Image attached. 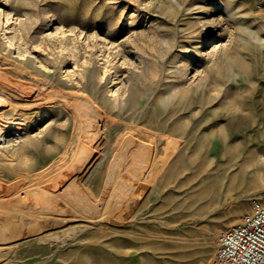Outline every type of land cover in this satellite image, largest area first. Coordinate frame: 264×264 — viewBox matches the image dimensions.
I'll list each match as a JSON object with an SVG mask.
<instances>
[{
  "label": "rangeland",
  "instance_id": "rangeland-1",
  "mask_svg": "<svg viewBox=\"0 0 264 264\" xmlns=\"http://www.w3.org/2000/svg\"><path fill=\"white\" fill-rule=\"evenodd\" d=\"M0 79V264H215L264 191V0H0Z\"/></svg>",
  "mask_w": 264,
  "mask_h": 264
},
{
  "label": "built area",
  "instance_id": "built-area-1",
  "mask_svg": "<svg viewBox=\"0 0 264 264\" xmlns=\"http://www.w3.org/2000/svg\"><path fill=\"white\" fill-rule=\"evenodd\" d=\"M215 264H264V191L216 238Z\"/></svg>",
  "mask_w": 264,
  "mask_h": 264
},
{
  "label": "bare ground",
  "instance_id": "bare-ground-1",
  "mask_svg": "<svg viewBox=\"0 0 264 264\" xmlns=\"http://www.w3.org/2000/svg\"><path fill=\"white\" fill-rule=\"evenodd\" d=\"M20 74H21V72H20ZM29 74V73H28ZM8 76V75H7ZM1 77H4V75L3 76H1ZM6 77V76H5ZM4 77V78H5ZM11 77V76H10ZM35 78V77H34ZM3 79V78H2ZM11 79H13V78H11ZM1 80V79H0ZM10 80V79H9ZM4 81V80H3ZM2 81V82H3ZM6 82V81H5ZM0 83H1V81H0ZM4 83V82H3ZM8 83V81L6 82V84ZM30 83V82H29ZM29 83H27V84H29ZM2 84V83H1ZM31 84V83H30ZM8 85V84H7ZM12 85V84H11ZM9 86V87H12V86H14V84L12 85V86ZM4 86V85H3ZM16 86V85H15ZM33 86V85H32ZM34 86H36L35 85V83H34ZM17 87V86H16ZM31 87V86H30ZM6 87H4L3 89H5ZM8 88V87H7ZM35 88V87H34ZM12 89H14V88H12ZM16 89V88H15ZM18 89V88H17ZM24 89V88H23ZM26 89V88H25ZM33 89V88H32ZM1 90V89H0ZM19 90H21V89H19ZM27 90V89H26ZM34 90V89H33ZM56 90V89H55ZM58 90V89H57ZM4 91V90H3ZM2 91V92H3ZM5 91H7V90H5ZM28 91V90H27ZM52 91H53V89H52ZM1 92V91H0ZM11 92V91H10ZM26 92V91H25ZM39 92V91H38ZM41 92V91H40ZM7 93V92H6ZM12 93V92H11ZM3 94V93H2ZM56 94V93H55ZM61 94V93H60ZM31 95V94H30ZM8 96H9V94H8ZM22 96V95H21ZM26 96H29V94L28 95H26ZM46 96H47V94H46ZM5 97H7V94H5ZM10 97V96H9ZM31 97V96H30ZM53 97H56V96H53ZM11 98V97H10ZM27 99V98H26ZM51 99V98H50ZM57 99H59V98H57ZM56 99V100H57ZM46 100V99H45ZM60 100V99H59ZM63 100V99H62ZM65 100V99H64ZM8 101V100H7ZM27 101V100H26ZM33 101V100H32ZM47 101H48V99H47ZM56 102V101H55ZM66 102V101H65ZM9 103V102H8ZM264 103V102H263ZM0 104H2V107H3V105L5 104V103H0ZM34 104V103H33ZM69 103H67V105H68ZM22 105V104H21ZM60 105V104H59ZM63 105V104H62ZM70 105V104H69ZM263 105V104H262ZM32 106V105H31ZM64 107V106H63ZM263 107V109L261 110V112H264V105L262 106ZM65 108H67L66 106H65ZM71 108V107H70ZM4 109V108H3ZM24 109V108H23ZM27 109V108H26ZM30 109V108H29ZM13 110H14V108H13ZM12 110V111H13ZM71 111V110H70ZM18 113V112H17ZM73 113H74V111H73ZM15 114V113H14ZM13 114V115H14ZM261 114V113H260ZM19 115V114H18ZM9 116V115H8ZM7 116V117H8ZM21 116V115H20ZM14 117V116H13ZM2 118H4V116L2 117V113H0V146H1V144H2V142H3V139L5 138V137H8V136H11V134H14L13 132H17V131H21V129H22V127H21V125L22 124H24V123H22L21 121H19V120H11V119H7V120H5L4 121V119H2ZM6 118V117H5ZM14 118H16V117H14ZM23 118V117H22ZM18 119V118H17ZM24 119V118H23ZM89 119V118H88ZM87 119V120H88ZM85 122V121H84ZM81 123V122H80ZM91 124V123H90ZM89 124V125H90ZM73 125H74V123H73ZM89 125H85V127L86 126H89ZM231 125L233 126V128H234V131L236 132V133H245L246 132V130H247V128L250 126V123L248 122V119H245V118H238V117H235V118H233L232 120H231ZM25 128V127H24ZM89 128V127H88ZM90 129V128H89ZM85 130H86V128H85ZM88 131V130H87ZM82 132H84V131H82ZM85 133H87V132H85ZM124 137V136H123ZM128 138V137H127ZM8 140V139H7ZM84 140H85V137H84ZM87 140V139H86ZM89 141V140H88ZM7 142V141H6ZM5 144V143H4ZM83 145V144H82ZM82 145L80 146V147H82ZM4 146V145H3ZM241 148H245V147H248L249 146V142L248 141H241V144L239 145ZM1 149V148H0ZM66 149V148H65ZM78 149H80L79 147H78ZM82 149H83V147H82ZM76 150V149H75ZM84 150V149H83ZM3 151V150H2ZM1 151V152H2ZM81 151V150H80ZM263 152H264V147H262V148H260V149H257V150H254V151H252V153H251V156H250V158H249V161H248V163L246 164V168H245V174H249V175H255V174H257L258 172H260V171H262V172H264V159H262L261 157L263 156L262 154H263ZM71 153H73V151L71 152ZM78 153V152H77ZM73 154H75V153H73ZM66 155V154H65ZM77 155V154H76ZM60 156H64V155H60ZM81 156V155H80ZM1 157V156H0ZM72 157V156H71ZM79 157V156H78ZM77 157V158H78ZM71 160V159H70ZM77 160V159H76ZM81 160V159H80ZM61 161H63V160H61ZM73 161V160H72ZM60 162V161H59ZM71 162V161H70ZM80 162V161H79ZM61 163V162H60ZM66 163V162H65ZM76 164V163H75ZM58 165H59V163H58ZM72 165V164H71ZM77 165V164H76ZM26 167V166H25ZM54 167H57V166H54ZM59 167V166H58ZM68 168V167H67ZM56 169V168H55ZM54 169V170H55ZM53 171V170H52ZM61 171V170H60ZM26 172V171H25ZM65 172V171H64ZM54 173H56V172H54ZM59 173V172H58ZM27 174V173H26ZM42 174H44V173H42ZM41 174V175H42ZM29 175V174H28ZM36 175V174H35ZM66 175V174H65ZM54 176V175H53ZM52 176V177H53ZM60 176V175H59ZM59 176H57V177H59ZM67 176V175H66ZM34 177V176H33ZM40 176L38 175V178H39ZM56 177V178H57ZM68 177V176H67ZM45 178H46V176H45ZM71 178V177H70ZM49 179V178H48ZM62 179V178H61ZM66 179V178H65ZM75 179V178H74ZM40 180H42V179H40ZM46 180V179H45ZM59 180V179H58ZM70 180H73L72 178L70 179ZM44 181V180H43ZM55 181V180H54ZM57 181V180H56ZM60 182H62V181H60ZM69 182V181H68ZM25 183V182H24ZM37 183V182H36ZM41 183H42V181H41ZM49 183V182H48ZM71 183V182H70ZM29 184V183H28ZM40 184V183H39ZM25 185V184H24ZM27 185V184H26ZM37 185V184H36ZM52 185H54L53 183H52ZM56 185H58V184H56ZM56 185H54L53 187H55ZM16 186V185H15ZM15 186H13V187H15ZM20 186V185H19ZM31 186H32V183H31ZM69 186V185H68ZM67 186V187H68ZM23 187V186H22ZM29 187V186H28ZM37 187H38V185H37ZM47 187V186H46ZM51 187V186H50ZM57 187V186H56ZM59 187H61V186H59ZM66 186H64L63 187V185H62V188H67ZM32 188V187H31ZM42 188V187H41ZM48 188V187H47ZM24 189V188H23ZM28 189V188H27ZM58 189V188H57ZM56 189V190H57ZM61 189V188H60ZM68 190H70L71 189V187H70V189L69 188H67ZM66 189V191H68ZM11 190V189H10ZM73 190H74V188H73ZM72 190V191H73ZM79 189H75L74 191H77V193L78 194H80V192L78 191ZM17 191V190H16ZM15 191V192H16ZM23 191V190H22ZM28 191V190H27ZM64 191H65V189H64ZM63 191V192H64ZM65 191V192H66ZM106 191V193H107V190H105ZM104 191V192H105ZM63 192H61L62 193V196H64V195H67V193L66 194H63ZM70 191H68V196L70 197L71 195H70V193L72 194V197L74 196L73 195V193L72 192H70ZM46 193V192H45ZM44 192H43V194H45ZM60 193V194H61ZM11 194H13V192L11 193ZM33 194H34V192H33ZM8 195V194H7ZM13 195H15L16 196V194H13ZM30 195V194H29ZM31 195H32V192H31ZM51 195V194H50ZM89 195L90 194H88V198H89ZM57 196V195H56ZM60 196V195H59ZM92 196V195H91ZM106 195H104V197H105ZM11 197H12V195H11ZM19 197V196H18ZM22 197H24V196H22ZM22 197L20 198L19 197V199L21 200L22 199ZM31 197V196H30ZM33 197V196H32ZM45 197V196H44ZM101 197H102V195H101ZM6 198H8V197H6ZM24 198H26V200H28V198H27V196L26 197H24ZM33 198H35V201L36 202H41V201H44V200H46V199H44V200H41L40 201V199H38L39 197H37L36 195H35V197H33ZM42 198V197H41ZM92 198V197H91ZM4 199V198H3ZM12 199V198H11ZM32 199V198H31ZM30 199V200H31ZM43 199V198H42ZM48 199H50V198H48ZM47 199V200H48ZM8 200V199H7ZM52 200V199H51ZM66 200V199H65ZM92 200V199H91ZM10 200H8V202H9ZM12 201V200H11ZM24 199H22V201H20V207H18V208H14L13 210H11V211H6V212H39L38 210H37V208H35V209H33V207L35 206V207H37L36 205H34L33 207H31V209H29V211H26V209H24ZM32 201V200H31ZM49 201V200H48ZM47 201V202H48ZM67 201V200H66ZM87 201V200H86ZM7 201H6V203H8ZM14 202V201H13ZM18 202V201H17ZM27 202H29V201H27ZM26 201H25V203H27ZM46 202V201H45ZM53 202V201H52ZM104 202V201H103ZM117 202H120V200H117ZM15 203V205H16V202H14ZM19 203V202H18ZM21 203H23L24 205H22ZM30 203V202H29ZM28 203V204H29ZM43 203V202H42ZM50 203H51V201H50ZM63 203H65V202H63ZM67 203V202H66ZM81 203H84V202H81ZM88 203V202H87ZM95 203V202H94ZM108 203V202H107ZM115 203H116V201H115ZM52 204V203H51ZM54 204V209H61V207L63 206H61V204H59V203H53ZM90 204V203H89ZM93 203H91V205H92ZM112 204V203H111ZM118 205H119V203H117ZM9 205V204H8ZM11 205V204H10ZM31 205H33V203H31ZM42 205V204H41ZM45 206H46V204H44ZM47 205H48V203H47ZM66 205V204H65ZM64 205V206H65ZM75 205V204H74ZM88 205V204H87ZM86 205V206H87ZM94 205V207L96 206L95 204H93ZM92 205V206H93ZM110 205V204H109ZM115 205V204H114ZM114 205H113V207H114ZM1 206V205H0ZM11 206H13V205H11ZM64 206H63V208H64ZM69 206V205H68ZM76 206V205H75ZM84 206H85V204H84ZM107 206V205H106ZM17 207V206H16ZM26 207V206H25ZM41 207H43V206H40V208ZM88 207V206H87ZM108 207V206H107ZM115 207H116V205H115ZM11 208V207H10ZM29 208V207H28ZM46 208H48V207H46ZM49 208H51V207H49ZM53 208V207H52ZM65 208H67L66 206H65ZM77 208H78V205H77ZM92 208V207H91ZM112 208V207H111ZM3 209V208H2ZM4 209H6L7 210V208H4ZM68 209H69V207H68ZM79 209V208H78ZM90 209V208H89ZM89 209H86V210H89ZM110 209V208H109ZM8 210H10V209H8ZM42 210V209H41ZM40 210V211H41ZM45 210H47V209H45ZM65 209H63L62 211H64ZM67 210V209H66ZM106 210H108V209H106ZM43 211V210H42ZM59 211V210H58ZM84 211V210H83ZM110 210H108V212H109ZM51 212V211H50ZM55 212V211H54ZM57 212V211H56ZM68 212H73V208H72V210L70 209ZM107 212V211H106ZM113 212V211H112ZM111 212H109V214H110ZM113 214V213H112ZM110 218V217H109ZM111 219H112V216H111ZM59 222V221H58Z\"/></svg>",
  "mask_w": 264,
  "mask_h": 264
}]
</instances>
